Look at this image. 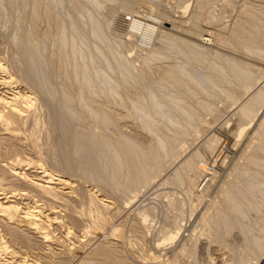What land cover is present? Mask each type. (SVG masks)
Listing matches in <instances>:
<instances>
[{"label": "rangeland", "instance_id": "374dc122", "mask_svg": "<svg viewBox=\"0 0 264 264\" xmlns=\"http://www.w3.org/2000/svg\"><path fill=\"white\" fill-rule=\"evenodd\" d=\"M19 1L20 0H3V1L0 0V3H1L0 4V6H1L0 7V62L2 63V66L6 70V71L1 70V72H0V95L2 97L4 96L3 98H5L6 96L11 97V96L16 95V94H17V96H19L21 94V96H19V97H23L22 95H24L25 97H28L31 100L32 105H30V108H27L28 112H27V110L23 111L24 112L23 115L28 116V118H27V116H25V118H26L25 119V122H26L25 125L23 124V126H22L21 123H17V121H15V122L12 121L9 124L4 123L5 121L0 122V183H1L0 186H3L6 189L8 188L7 189L8 191L10 189L11 190L14 189L13 192H15V189L17 190V188H18L19 189L18 193H20V192H21L20 194H26L27 193V195H23V196L18 195V197L16 195V197L15 196L11 197L12 199H10V201L12 203H10V201L8 203L13 204V205H15L17 203L18 207L22 205L19 208H21L23 210L25 207L32 208V207H34V205L35 206L39 205L40 207H42L41 211L43 212V216L47 215L46 213L50 212V210L48 208L51 209V212L49 213L50 215L48 214L50 218L47 221H45L44 224L42 223L40 225V226L44 225L42 228L40 226H39L40 229H39V227L36 228L37 231L35 230V227L34 228L29 227V224H26V222L16 221V220L12 221V220L7 219L6 217L0 215V264H93V263L94 264H163V263L164 264H244V261H246L247 264L248 263L254 264L257 261V259L260 257V252H261L257 246L259 244H262V243L264 244V203H263L264 202V189L260 188V186L261 187L264 186V175H263L264 174V168H261L263 163H264V162H262V161H264V153H263L264 150L259 148L262 146L264 148V138L262 137V136H264V134H262L260 131H258L259 133L262 134V135L259 134L260 135L259 136L257 134L258 132L256 133V135H254L251 132L254 136L251 137L252 135L250 134V137H249L248 135H249L250 129H248L246 131L245 135L239 136L237 138L235 136V135H237V132H235V134H234L233 130H237L238 128H240L238 126L243 123V122L241 123V121L238 120L240 115H238V113H237V110H238L237 107H239L237 105H239V104L238 103H236V104L231 103V101L233 100L232 98H227V97H225V93L224 94H222L220 92L218 93L217 91H215L213 88H210V87L206 88V91L208 90V92H212V94L208 93V92H204V94H203L201 91L199 96H200L201 100H203V101L207 102V104H209L208 106L210 109L214 110V112H212V113H209L210 111L208 108H204V107L202 108V106H200L202 108L201 109L198 105L195 106V104H197V102L194 99V97L192 96V94L186 92L185 90L183 91L182 88H181V91L184 92L185 94H183L180 90H178L181 92L182 95L185 96L186 101L189 100L188 98H191V101L189 100L188 102H190L191 104L193 103L196 109L199 108L196 112L198 114H200L201 119H204V120L200 119L201 120L200 121L197 117V118H195V121H193L192 123L194 126L202 125L204 127V130L206 129L205 131L203 130L200 133V134H202L200 136H199V134L198 135L193 134V133H195L192 130L194 126L190 127L191 124H189V123H183L181 126H178L181 130L177 126L167 125V127H165V125L162 124V126H161L159 123V125H157L158 127L156 126L159 129V130H157V132H154V131L149 132V130L146 127V125H147L146 121L144 119L138 118V116H136V115L133 117V115L128 111H130V109H129V107H130L129 102L130 101L129 100H131V99L135 100V98H138V97H136V95L139 96V94H140L139 92L143 91V88L145 87V85L151 86L150 83H152V86H153L154 82H152V81L154 80L155 82H157V80H159V78L161 76L160 73H162V71H164L167 67H170L174 63H178V62H180V63L184 62V63L192 64V65L198 64L202 69H204L206 71H212L211 69L208 68V66L210 65L211 62H214L216 64H218L220 62L219 63L221 65L220 67H222L223 69H225V71L228 72V73H225L224 70L220 69V71H219L220 73L218 72L217 78H219V80H221L223 78V76L230 77L229 75H231V72L229 70L230 69L229 65L226 63V62H228L227 60L229 58L228 57V55H229L230 57L232 56L236 59V61H238V66H240V69L243 68L245 70L247 69L248 71L252 70V71H249L250 77H253V81L255 80L256 83L254 81V85L251 88V90H249V93L257 90L260 87H263L264 86L263 85L264 84V71H263L264 70V57L262 58V56L257 54V53H256L257 54L256 55L254 52L250 53V51H246L245 49H243L244 48V47H242L243 45H241V47L239 46V48H238L237 46L240 45L239 44L240 38H238L237 35L240 33L245 34L247 36L251 35L252 33L256 34L257 37H256V35H254L255 37H252L253 38L252 41L248 42V44L253 49L254 48L255 49L256 48L257 49L262 48L264 46V36L262 34V33H264V31H263L264 30V28H263L264 27V23H263L264 22V16H262V15H264V12H262L263 8H264V0H235L238 5L236 3H233L234 9L231 8L230 6L228 7L227 4L223 3V2H225V0L224 1H222V0H214V1L213 0H196V1H194V0H186V1H184V0L183 1L182 0L181 1L180 0L179 1H177V0H173V1H171V0H146V1L145 0H128L129 2L127 0H111V1L110 0H102L103 1L102 4L104 7L102 6L100 8L101 10H99V15L97 14L96 16L99 17V18L98 17L97 18L103 24V28L105 31L104 33L106 34V38L109 39V41H111V43L112 42L115 43L116 46L117 45L120 46L119 51L121 52V55L125 56L126 60H129L128 64L132 65V66L134 65L133 67H135L136 69L141 68V66L143 65V61H144L145 57L146 58L151 57L149 59V62H150L149 65L151 63L152 64L154 63V64H153V66H152V64L150 65V67H151V70L149 71L150 72V78H149L150 83L147 82L148 80H145V79H142L143 83L140 85L138 83H136V85H135L136 87L135 86H133V87L137 88L138 90L134 89V88H133V90H132V88L129 89L128 94L131 93L132 98H131V95H129V97L131 99H127V103L124 105L118 104V102L115 103V102H113V100H109L108 98H106V96H101V97L97 96L98 98H96V96H93L94 97L93 98L92 96L89 95L88 91H85V89L82 92L84 94V96H83L82 93L79 94V90H80L79 88L81 87L79 84H76L73 82H72L73 84H71L70 81H69V83L67 82V80L65 79V77L63 75L64 73L62 72V69H61L62 67L59 64V60L57 58L58 56H57L56 49L53 47L55 54L53 53L54 55H52L50 53V51H48L49 47H50V46H48L47 50H46L47 52L45 51V53L47 54V56H46L47 58H46V62H45L46 64L43 63V66H42V64L40 62V64H41L40 66H42V69H43V67L44 68L46 67L45 68L46 70L43 69V71H45V75L46 74L48 75V76L47 75L46 76L48 77L49 82H51L50 84L52 86V89H53V87H55L57 89L58 93H59V91H64V93L69 95L68 96L70 98L69 101L71 102V103L69 102V107L71 109L69 108L70 110L68 109V111H63V107H62L63 103H60V102H62V100H61L62 98L60 99V97L62 96L61 92L59 94L57 93L56 97L51 99L47 95V94H50V91H49V93H46V91L44 93V90H42L43 92H41V91L37 90V87H34L36 85H33L34 83L32 84L33 80L31 82L32 76L31 77L29 76V75H31L29 73V69H32V66H30V68H29L28 65H24L23 54H22L23 49L18 51L19 49H17V46H16V42H18L17 40L18 39L20 40L21 37L24 36V33L26 32V30L27 31L30 30V32H32L35 36L37 35L36 36L37 38L40 36V40H41V38L42 39L44 38L45 34H49V36H50L51 33H53L55 31L54 29H56V26H58L60 23L59 24L56 23V21H55L56 17L55 18L52 17L53 18V20H52V18L49 19L50 17H46L44 15L41 16L42 19H41V17H39L35 21L31 20V22H30L31 6L19 5L18 4ZM168 1H169V3H168ZM174 1H175V3H174ZM238 1L240 2V5H239ZM241 1H243L246 5L247 4L250 5L249 8L253 11L257 10V12H258V9L262 10V11L260 10V12H258V13H256V11L252 12L253 14L256 13V16L259 15L257 17L258 18L260 17V19L262 20L261 21L262 23L261 22L258 23V20H257L258 18L255 15H253V17H252L251 16L252 14L250 15V12H249V15L246 12H239L238 11L236 13V11L239 9L238 6L240 7L244 4L242 2L243 4L241 5ZM127 2H128V4H127ZM183 2H185V4ZM249 2H250V4H249ZM172 3H173V5H176V6H174L175 10H172V8H173ZM252 4H253V6H252ZM165 5H166V7H165ZM207 5H209V6L207 7ZM210 5L213 7H210ZM224 6H227V7L224 8ZM254 6H256V7H254ZM166 8H168V9H166ZM185 8L186 9L188 8L189 10L188 9L186 10ZM198 8H199V10H198ZM216 8H218L217 10L221 11V14H220L221 19L211 21V19H209L210 18L209 12H210V10L213 11ZM236 8H238V9H236ZM179 9H181V10H179ZM203 9L205 10V13H204ZM235 9H236V11H235ZM5 10H6V13H5ZM17 10H18V12H17ZM177 10H179V11H177ZM207 13H208V15H207ZM201 15L203 17H201ZM254 16L257 19H255ZM144 17L146 18V21H145ZM204 18H206V19H204ZM46 19L49 20V22ZM131 19H139V21L144 20L143 23H145V25H147V23L150 22L149 25H151V27L156 26L155 27V31H156L155 35L151 38V41H149V45L141 44L138 42L139 39L135 35H137V32L140 33L141 31H139V29H137V32H136L135 29H131V27H129V25H131ZM148 19H149V21H147ZM200 19L204 20L202 23H204L206 20H208L207 22H209V24L206 25L207 26L206 28H205V25H203L200 22V21H202ZM225 19L226 20L229 19V20L226 21ZM246 19H248V20H246ZM260 19H259V21H260ZM209 20L211 21V23ZM224 20H225V22H224ZM105 21H107V22H105ZM152 21H155V23ZM249 21H250V23H248ZM215 22H217V23H215ZM227 22H230L231 24L227 23ZM253 22H254V24H253ZM55 24H57V25H55ZM232 24H233V27H235L234 34H231L230 32H228L229 27L232 26ZM50 25H52V26H50ZM145 25H143V27H145ZM200 25L201 26L203 25L204 29L201 28ZM25 26H26V28H25ZM48 26H50V27H48ZM255 26H256V28H255ZM31 27H33V28H31ZM198 28H200V29H198ZM210 29H211V31H210ZM250 30H251V32H250ZM46 31H47V33H46ZM193 31L195 33L196 32L197 33L195 34ZM134 32H136V33H134ZM212 32H213V34H212ZM220 33L226 37L229 36V38L232 39L231 42H233V45L231 42H229V43L225 42V43L221 44L218 41H216V38L218 37V35H220ZM133 34L136 38L133 36ZM162 34L163 35H170L171 37L174 36L176 38L175 39L176 41H178L179 38H180L179 40H183L185 38L186 40H184V41H187V42L192 41V44L194 43V44H196V46H198V45L203 46V44L206 45V47L210 46V51L212 49H213L212 51L217 50L215 52H218V53L221 52L223 57L225 54H227L224 57V60L226 62H223L222 60H218L215 57H212V54L214 53L213 52V53H210L211 55H208L207 62H203L202 64L196 63L195 60L193 59L194 57L192 56L193 53H186V54H183V56H182V55H178L175 50H171L172 48H170V50L169 49L167 50L165 47L164 40L162 41L159 38V35H160V37L163 36ZM155 36H156V39H155ZM177 36H179V37H177ZM200 37L204 38V39L209 37V41L205 42L204 40H200L201 39ZM16 38H18V39L16 40ZM130 38H131V40H130ZM40 40L38 38V41H40ZM159 42L161 45L159 44ZM162 43H164V44H162ZM226 44H227V46H226ZM162 45H164V46H162ZM129 46H130V48H129ZM155 46H156V50H155ZM214 46L216 49L213 48ZM157 48L159 50H157ZM203 48H204V46H203ZM151 49L153 50L154 54L151 52ZM199 50L200 51L202 50V52H203V49H199ZM159 51L161 54L163 53L164 56H159L160 54L159 55L156 54V52L158 53ZM204 51H206V49H204ZM144 52H146V53H144ZM223 52H225V53H223ZM149 54H150V56H149ZM152 54L154 55V57H153L154 59L151 56ZM51 55L54 58H52ZM155 55H158L160 58L157 56H156V58H159L160 60L156 59ZM187 57H189V58H187ZM48 59H50V60H48ZM142 59H143V61H142ZM159 65L164 70H162V68ZM58 66H59V68H58ZM158 67H159V69H158ZM252 73H254V74H252ZM148 75H149V73H148ZM155 76H157L158 78ZM151 77H152V81H151ZM63 80H64V82H63ZM218 82H220V81H218ZM141 85L142 86L144 85V87H141ZM229 87L232 91H234L236 89L241 91V92L245 91L242 88L243 86L241 87V85L237 84V83H235V85L233 83V84L229 85ZM53 90H55V89H53ZM135 92H137L136 95H135ZM157 92H158V90H157ZM206 93H208L210 96H208V94L206 95ZM222 95H224V96H222ZM186 96H188V97H186ZM71 97L74 99H72ZM80 97H83V98H81L83 100H87L88 104L92 108H94V110H100L101 111V109H103L104 111H107L108 113L106 112V114H109L108 115L109 118L114 120L113 123H111L112 120L110 123H106V124L104 122L99 123L98 121H95V119L91 118L90 114L88 112V109L85 106H83L82 102L80 101L81 100ZM217 97H219V98H217ZM224 97L227 99H223ZM90 98L92 101L89 100ZM243 99H245V98H242V100ZM99 100H100V102H99ZM78 102H80V103H78ZM229 102H230V104H229ZM98 103L102 104V106L100 107V105ZM38 106L39 107L43 106V107L39 108ZM126 108H128V109H126ZM0 109H3L2 106ZM37 110H39V111H37ZM71 110L73 111L74 119H71V118H73V116L71 115V113H72ZM103 110H102V112H103ZM4 111H6V109H4ZM70 111H71V113H70ZM32 112H33V114H32ZM34 112L40 113V114L39 113L38 114L40 115L41 118L39 117L38 122L34 121ZM232 112H234V113L232 114ZM6 113L7 112H5L4 115L9 114V113H7V114ZM68 113H70V115H68ZM113 114H114V116H112ZM210 114H212V115H210ZM234 114H235V117L238 116V119H237V117L235 118L233 116ZM200 115H199V117H200ZM213 115H214V117H213ZM126 116H128V117H126ZM30 118L33 120V122ZM234 118L236 120H238V122L236 124L240 123L239 125H236L235 123H233V122H235ZM13 119L17 120V118H15V117ZM177 119H179V118H177ZM215 119H217V120H215ZM203 121H204V124H203ZM34 122L37 124H35ZM224 122H226V123L224 124ZM12 123H13V125H12ZM19 124H20V126H19ZM108 124H109V126H108ZM188 124H189V126H188ZM17 125L19 126V128ZM96 125L98 127H101V128L97 129L95 127ZM99 125H101V126H99ZM235 125L238 128H236ZM24 128L26 131L24 130ZM168 129H170V130L166 131ZM230 130L233 132H231ZM164 131H165V133H164ZM181 131H182V133H181ZM82 132H83V134H82ZM87 132H89V133L87 134ZM152 133H154V134H152ZM188 133L190 134L191 137L189 135H187ZM79 134H81V135H79ZM158 134L169 136L170 140L168 139L167 141H168V143L170 141L171 142L169 143L170 145H168V147L172 150V151L170 150L171 152L174 151L175 153H177L176 155H178V156H176V158H173L174 156L173 157L170 156V152L167 150L168 151V153H167L168 157L165 156L167 158H164V157L160 158V162H162L163 164L161 163V165L159 166V168H160V170H158L159 172L157 171V169L155 170L152 168H148L147 173H149L148 176L151 179L147 183L148 185L146 184L147 186L146 185L144 186V182H143L142 178L140 179V177H139L138 179H136V176H138V175L132 174V173H134V171L129 169L131 172L130 171L127 172L126 166L123 167L124 168L123 172L122 171L120 172V170L115 171L114 168L111 167V164H110L111 154H110V151L108 150L109 149L108 145H106V144H109V146H111V144H112L111 142H113L112 146L114 145L115 147L119 148L120 140H122L123 138H125V139L127 138V140L129 139L130 141L136 142V144H138L139 147H141L144 150L146 149L145 151L147 152V151H149V149H152V147L153 148L156 147V145L158 143L157 142L158 141L157 140ZM84 135H85V138H87L88 140L90 138L89 141L91 143L85 142L82 144L80 139H83ZM121 135H123V137ZM214 135H215V137H217V136L219 137V138L217 137L219 139V142H217V148L214 149L212 147L214 150L210 151L212 153L211 154V153H209V150H208L210 148H208L206 146L205 139L207 140L209 137L214 136ZM77 136H78V138H77ZM87 136H89V137H87ZM195 136H198V137L195 138ZM120 137H121V139H120ZM193 138L195 139L194 141H193ZM177 139L179 141H182V140L184 141L185 139H188L187 141L185 140L186 144H184V146L182 148L178 149L179 151L176 150L177 145L174 146L175 142L178 141ZM236 139H238L239 141ZM248 140H250V142H252V144L249 142V144L251 146L248 145V143H247ZM190 141H193V142H190ZM203 141H205V143ZM187 142H189V143H187ZM114 143H116L117 145ZM176 144H178V142ZM232 144H233V146H232ZM171 145H172V147H171ZM106 146H107V149L105 148ZM243 147H245V148H243ZM101 148L103 149L104 153L101 154L100 161L99 162L97 161L96 170L94 169L95 171L93 172L92 171L93 167H92V169L90 171L91 167H89L88 159H92L95 152ZM197 148H198V151L199 150L201 151L202 156H204L205 159L208 161V166L210 168H212V166H213L215 168L216 172H218L217 175L218 174L219 175L217 176V180H216V178L209 180V182H207L208 186L206 185L207 186L206 187V186H203L205 184V183L203 184L204 180H203V182L201 180V178H203L204 176L202 177V175H200L199 177H197V172L194 169H193L194 172H193V170H191V171L188 170L189 175H191L193 177L196 175L198 183L200 180L202 182L200 186H197L198 185V183H197V185H195L196 188L191 187L193 189L192 190L193 191L192 193L194 194L193 195L192 193H190L191 189L187 185L188 183L185 180H183L184 182H180V181H182L180 179L178 180L180 174L177 177L178 172H176V171L179 168L180 171H179V169H178V171L182 172L181 166L184 165L183 163L187 160V158L190 159L188 156L191 157L192 152L194 154V151ZM175 150L178 152H176ZM243 150H244V152H243ZM181 151H183V152H181ZM195 152H197V151H195ZM248 152H249V154H248ZM238 153L240 154L239 156L237 155ZM242 154H243V156L240 157ZM5 155H6V158H5ZM244 155H245V157H244ZM237 156L240 160L236 158ZM18 157L23 159V161L25 160L24 162H26V163H27V161H28V163L38 162L39 165L37 164V166H41V164H42V166H44V168L45 167L47 168L46 169L47 171L49 170L48 172L53 171V173L52 172L51 173L54 174L53 177H55V178H58V176H59L60 178H64L68 181L71 180V182H69L71 184H69V185H73L74 188L72 187L73 190L69 188V191H72V192L65 193L64 191H66V189L63 190V189L56 187V189H55L56 191L60 192V190H62L65 194H67V195H64L63 193L60 192V195L61 196L63 195V197L60 198L59 196H56V197H54V196L51 197V195H48L49 197L46 195L44 196V194H42L40 192V190L33 189L29 183V180H31L30 177L32 179H33V177H35L33 180H35L36 178L39 179L38 175H40V173H38V171L41 169L40 168L39 169L38 168L27 169L28 167H30V165L27 166V165L23 164L24 166H22V168H21L22 172L25 171L28 174V175H26V178L22 177V178L15 181L14 178L16 179L17 177L11 176L9 174V172H7V171L10 170L9 167H10V164L12 166L13 160L15 158H18ZM246 157H248L249 159ZM251 157H253L254 162H252L253 160H251L252 159ZM256 158L260 159L262 161L257 160ZM127 159H128V157H127ZM127 159H126V163L127 162L129 163L130 160L129 159L127 160ZM234 159H236L238 162ZM247 159L250 162L247 161ZM169 160L171 161V163L169 162ZM173 160H174V162H173ZM165 161H167L169 163H165ZM31 167H33V165ZM23 168H24V170H23ZM245 168H246L247 173L245 171ZM35 169H37V170H35ZM228 169L230 171H228ZM262 169H263V171H262ZM111 170H113L112 176H111V173H112ZM31 171H33V172H31ZM154 171H155V173H154ZM126 172L128 173V177H125V176H127V174H125ZM156 172H157V174H156ZM173 172L176 173V174H174V177L176 176V178L173 177ZM225 172H227V173L229 172L228 174L230 176L226 175ZM185 173H183V175ZM259 173H261V174H259ZM36 174H37V176H36ZM251 174L252 175L254 174L256 177L255 176L253 177ZM257 174H259V175H257ZM89 175H91V176H89ZM9 176H11V177H9ZM153 176H154V178H153ZM234 176H235V178H234ZM248 176H251V177H248ZM226 177H227V179H226ZM131 178H132V180H131ZM168 178H170L169 181H168ZM223 178H225L226 180L229 179L230 180L229 183H228V181H226ZM254 178H256V179H254ZM23 179H27V180H23ZM222 179H223V183H224V181H226L228 184L226 182L225 183L229 187L225 183L224 184L226 186L220 185V182H222L221 181ZM12 180H13V182H11ZM135 180H137V181L135 182ZM243 180L244 181L246 180L245 184H244ZM231 181H234V182H231ZM247 181L249 182V184H247ZM178 182H180V183H178ZM238 182L242 183L243 186H242V184L239 185ZM250 182H251V186H250ZM128 183L130 186L128 185ZM181 183L184 184L183 187H182ZM218 184H219V186H218ZM232 185L234 186V188ZM235 185L238 187H235ZM246 185H248L250 187V189L254 188L257 185L256 188H254V190L256 191L258 189V191H256V192L253 191V193L255 192L254 194L259 192V190L261 189L260 191H262V193L259 192V193H257V195H254L253 193L250 194V196L252 197L251 198L252 202H253V200H256L255 199L256 197L258 198V196H259L258 199H261V200H258V199L256 200V202H259V204L256 202L255 203L257 205L261 204L260 205L261 208L259 211L255 210V209L247 210L244 213H242L238 216L237 215L235 216V215H233L234 212L230 213V207L227 208V202H228L229 196L232 193H234V195L235 194L237 195L238 190L236 191L235 189H239V188L242 189L243 187L245 189V187H247ZM253 185H255V186H253ZM214 186H215V188H214ZM219 187H223V188L220 189ZM249 187H247V188H249ZM57 188H58V190H57ZM135 188H137V189H135ZM207 188H208V190H207ZM225 188H229L230 193L233 190L235 192L233 191L231 194L228 195L227 194L228 192H226V190L228 191L229 189L225 190ZM27 189L28 190L33 189L34 191L32 190L30 192ZM203 189H205L206 191ZM74 190H75V192H74ZM203 191H204V193L205 192L206 193H205L204 197L201 199L202 201L203 200L204 201L201 202V200L198 201V198L195 197L196 196L195 194L198 193V196H199V194L203 193ZM251 191H252V189H251ZM90 194H93V196L94 195L97 196V198L95 196H94L95 198L93 196L92 197H93V200L97 199V200L101 201V203L98 201L99 205L102 203H105V202H106V204L108 202L109 205L111 203L110 206H108V204H107L108 208L104 204L101 205L102 207L106 208L104 215H103V216H105V215L106 216L104 218H102L104 221L101 219V217H102L101 215L96 216L95 213L90 212L91 211L90 208H86V207H90V201H92V198H89ZM131 194H132V197L134 199L129 197V196H131ZM133 194L135 197L133 196ZM156 194H157V196H156ZM192 195H193V198H192ZM207 195H208V197H207ZM238 196H239V193L237 195V198H239ZM82 197H84V198H82ZM13 198H15V199H13ZM38 198H41V199H38ZM88 198H89V200L91 199L89 202L87 200ZM101 198L104 202H102ZM171 198H173V199H171ZM220 198L222 200H220ZM36 201L38 202V204ZM123 201H124V204H123ZM175 201H177V202H175ZM261 201H262V203H260ZM14 202H15V204H14ZM125 203H126V205H125ZM169 203H171V204H169ZM176 203H178L181 208ZM166 205H167V207H166ZM39 206H37V207L39 208ZM206 206H208V207H206ZM219 207H220V209H219ZM205 208H207V209H205ZM80 209L81 210L83 209V210L81 211ZM86 209H88V210H86ZM89 209H90V211H89ZM177 209H179V210H177ZM227 209H229V210H227ZM150 210H152L153 212ZM183 212H185V213H183ZM219 212H220V214L218 216ZM88 213H90L89 216H88ZM140 213L141 214L143 213V215L141 216ZM204 213H206V214H204ZM228 213H229V215H228ZM223 214L224 215L227 214V216H223ZM203 215L204 216L207 215L210 217V218L208 217V221L205 222V220L203 219V217H204ZM220 215H221V217H220ZM228 216H230L233 220H231V218H230V220H231L230 221L228 219L229 218ZM217 217L218 218L220 217V220ZM3 218H5V219H3ZM87 218H89V219H87ZM96 219L98 222H96ZM92 220H94V221H92ZM211 220L212 221L215 220L214 224ZM222 220H224L229 225V227H230V225H232V227H230L231 229H229L228 231H225L227 228V227L225 228V225L227 226V224L224 225V222H222ZM228 220L231 223L233 221V223L231 224ZM14 221H16V222H14ZM217 221H220V223ZM59 222H60V224H59ZM239 223H240V225H239ZM45 224H47V225H45ZM233 224H235V225H233ZM88 225H90V227ZM87 226L89 228H86ZM211 226H213V227H211ZM44 227H47V228H44ZM83 228H86V229H83ZM41 229L44 230V232ZM67 230H69V231H67ZM41 231L44 234H46V236L48 235L49 238L47 237V239H46L45 235H43V233H41ZM45 231H47V233ZM48 231L50 234L48 233ZM84 231H85V233H84ZM192 231H193V233H192ZM200 232H201V234H200ZM202 232H204V233L202 234ZM130 238H132L133 240L132 239L130 240ZM256 238H258L259 240ZM256 240H257V242L254 245H257V246H254V248L255 247L256 248L255 249L253 248L251 250V248L253 246V242ZM136 241H139V242H136ZM195 241H197V242H195ZM250 246H251V248H250ZM138 247H139V249H138ZM1 248H2V250H1ZM250 250L252 252H249ZM166 252H167V254H166ZM190 252H192V253H190ZM242 257L244 258V260ZM182 260H184V261L182 262ZM257 263L258 264H264L263 257L260 258V260Z\"/></svg>", "mask_w": 264, "mask_h": 264}, {"label": "bare ground", "instance_id": "6f19581e", "mask_svg": "<svg viewBox=\"0 0 264 264\" xmlns=\"http://www.w3.org/2000/svg\"><path fill=\"white\" fill-rule=\"evenodd\" d=\"M3 1V0H2ZM111 1V0H110ZM128 1V0H127ZM146 1V0H145ZM171 1H173V0H171ZM177 1H179V0H177ZM181 1V0H180ZM183 1V0H182ZM184 1H186V0H184ZM194 1H196V0H194ZM214 1V0H213ZM212 1V2H213ZM222 1H224V0H222ZM9 2V1H8ZM16 2V1H15ZM102 0H20L19 2H18V4L19 5H22V6H31V10H30V15H31V19H30V22H31V20L32 21H35L36 19H38L39 17H41L42 15H44V16H46V17H50L49 19H51L52 17H56V23H60L58 26H56V29H54L55 31L53 32V33H51V35L49 36V34H45L44 35V40L41 38V40H40V36L38 37L39 38V40L40 41H38V38L32 33V32H30V30L29 31H27L26 30V32L24 33V36L23 37H21V39L19 40L18 38H16V40L18 41V42H16V46H17V49H19L18 51H20L21 49H23V63H24V65H28V67L30 68V66H32V69H29V73L31 74V75H29L30 77H31V82H32V80H33V82H32V84L33 85H36V86H34V87H37V90H39V91H41V92H43L42 90H44V93H45V91H46V93H49V91H50V94H47L51 99H53L54 97H56V95H57V93H58V91H57V89L55 88V87H53V89H55V90H53L52 89V86H51V82H49V80H48V75L46 76L45 75V71H43V69H45L44 67H43V69H42V66H43V63H45L46 62V56H47V54L45 53V51L47 50V47L48 46H50L49 47V50L48 51H50V53L52 54V55H54L55 53H54V49H53V47L56 49V52H57V58H58V60H59V64L61 65V69H62V72L64 73L63 75H64V77H65V79L67 80V82L69 83V81H70V83L71 84H73V83H76V84H79L81 87L79 88L80 90H79V94L80 93H82L83 92V90L85 89V91H88V93H89V95L90 96H96V98H98L97 96H99V97H101V96H106V98H108L109 100H113V102H115V103H117L118 102V104H126L127 103V99H131L132 98V95H131V93H129L128 94V92H129V89H131L132 88V90H133V86H135L136 85V83H138L139 85L140 84H142L143 83V80L142 79H145V80H148L147 82H149L150 83V81H149V78H150V70H151V67H150V65L152 64H150L149 65V59L151 58H146L145 57V59H144V61H143V59H142V61H143V65L141 66V68H135V67H133L132 65H129L128 64V61L129 60H126V58H125V56H123V55H121V52L119 51V45H115V43H111V41H109V39H107L106 38V34L104 33L105 31H104V28H103V24L100 22V20L98 19L99 17L98 16H96L97 14L99 15V10H101L100 8L103 6V4H102ZM126 2V1H125ZM129 2V1H128ZM128 2H127V4H128ZM153 2V1H152ZM211 2V3H212ZM217 2V1H216ZM221 2V1H220ZM239 2V1H238ZM243 1H241V5L244 3H242ZM247 2V1H246ZM156 3V2H155ZM166 3V2H165ZM168 3H169V1H168ZM174 3H175V1H174ZM180 3V2H179ZM184 4H185V2H183ZM193 3V2H192ZM203 3V2H202ZM223 3H225V4H227L228 5V7L230 6L231 8H233L234 7V4L233 3H236V1L235 0H225V2H223ZM252 3V2H251ZM257 3V2H256ZM255 3V4H256ZM1 4V3H0ZM16 4V3H15ZM171 4V3H170ZM196 4V3H195ZM237 4V3H236ZM249 4H250V2H249ZM3 5V4H2ZM172 5H173V3H172ZM171 5V6H172ZM183 5V4H182ZM187 5V4H186ZM212 5V4H211ZM210 5V7H213V6H211ZM219 5V4H218ZM224 5V4H223ZM233 5V6H232ZM238 5V4H237ZM239 5H240V2H239ZM248 5V4H247ZM245 3L242 5V6H238V8H236V9H238L237 11H236V9H235V11H236V13L239 11V12H246L248 15H249V12H250V15L253 17V15H255L256 16V13H258V12H260V10L258 9V12H257V10H254V11H256V13L255 14H253L252 12H254L253 10H251L249 7H250V5H248L247 6ZM262 5V4H261ZM168 6V5H167ZM170 6V7H171ZM174 6H176V5H173V8H172V10H175L174 9ZM180 6V5H179ZM194 6V5H193ZM209 5H207V7H208ZM236 6V5H235ZM252 6H253V4H252ZM1 7V6H0ZM4 7V6H3ZM104 7V6H103ZM165 7H166V5H165ZM189 7V6H188ZM203 7V6H202ZM217 7V6H216ZM225 7H227V6H224V8ZM254 7H256V6H254ZM260 7V6H259ZM5 8V7H4ZM149 8V7H148ZM176 8V7H175ZM222 8V7H221ZM127 9V8H126ZM166 9H168V8H166ZM182 9V8H181ZM181 9H179V10H181ZM186 9V8H185ZM188 9V8H187ZM186 9V10H187ZM210 9V8H209ZM218 8H216L215 10H210V18L209 19H211V21H215V20H220L221 19V11L220 10H217ZM220 9V8H219ZM230 9V8H229ZM234 9V8H233ZM255 9V8H254ZM26 10V9H25ZM179 10H177V11H179ZM185 10V11H186ZM189 10V9H188ZM198 10H199V8H198ZM204 10V9H203ZM224 10V9H223ZM155 11V10H154ZM164 11V10H163ZM176 11V12H177ZM207 11V10H206ZM229 11V10H228ZM234 11V12H235ZM262 11V10H261ZM17 12H18V10H17ZM64 12V13H63ZM112 12V11H111ZM175 12V11H174ZM181 12V11H180ZM202 12V11H201ZM262 12H264V8H263V11ZM5 13H6V10H5ZM63 13V14H62ZM186 13V12H185ZM204 13H205V10H204ZM203 13V14H204ZM62 14V15H61ZM65 14V15H64ZM150 14V13H149ZM148 14V15H149ZM167 14V13H166ZM176 14V13H175ZM174 14V15H175ZM183 14V13H182ZM260 14V13H259ZM263 14V13H262ZM144 15V14H143ZM173 15V14H172ZM207 15H208V13H207ZM246 15V14H245ZM6 16V15H5ZM101 16V15H100ZM176 16V15H175ZM183 16V15H182ZM191 16V15H190ZM199 16V15H198ZM254 16V17H255ZM257 16H259V15H257ZM256 16V17H257ZM261 16V15H260ZM262 16H264V15H262ZM98 17V18H97ZM142 17V16H141ZM146 17V16H145ZM144 17V19H145V21H146V18ZM148 17V16H147ZM151 17V16H150ZM184 17V16H183ZM201 17H203L202 15H201ZM255 17V19H257ZM19 18V17H18ZM163 18V17H162ZM174 18V17H173ZM200 18V17H199ZM207 18V17H206ZM206 18H204V19H206ZM41 19H42V17H41ZM104 19V18H103ZM110 19V18H109ZM151 19V18H150ZM194 19V18H193ZM241 19V18H240ZM259 19H260V17L257 19L258 20V23H260L262 20L260 19V21H259ZM10 20V19H9ZM47 20V19H46ZM52 20H53V18H52ZM51 20V21H52ZM105 20V19H104ZM111 20V19H110ZM156 20V19H155ZM200 20H202V21H200L201 23L204 21L203 19H200ZM226 20V19H225ZM225 20H224V22H225ZM227 20H229V19H227ZM226 20V21H227ZM246 20H248V19H246ZM24 21V20H23ZM48 22H49V20H47ZM144 21V20H143ZM143 21L141 20V21H139V19H131V25H129V27H131V29H135V31L137 32V29H139V31H141L140 33L139 32H137V35H135V36H137L138 37V39H139V43H141V44H145V45H149V41H151V38L155 35V27H151V25H149L150 24V22L149 23H147V25H145V23H143ZM147 21H149V19L147 20ZM159 21V20H158ZM163 21V20H162ZM208 20H206L204 23H202L203 25H205V28L207 27L206 25H208L209 24V22H207ZM210 21V20H209ZM211 21H210V23H211ZM245 21V20H244ZM105 22H107V21H105ZM152 22H154L155 23V21H152ZM235 22V21H234ZM246 22V21H245ZM23 23V22H22ZM33 23V22H32ZM36 23V22H35ZM182 23V22H181ZM215 23H217V22H215ZM227 23H230V22H227ZM236 23V22H235ZM248 23H250V21L248 22ZM247 23V24H248ZM262 23V22H261ZM264 23V22H263ZM18 24V23H17ZM34 24V23H33ZM37 24V23H36ZM213 24V23H212ZM231 24V23H230ZM253 24H254V22H253ZM49 25V24H48ZM55 25H57V24H55ZM143 25H145V27H143ZM198 25V24H197ZM203 25L201 26V28H203ZM216 25V24H215ZM219 25V24H218ZM222 25V24H221ZM249 25V24H248ZM252 25V24H251ZM14 26V25H13ZM27 26V25H26ZM26 26H25V28H26ZM50 26H52V25H50ZM50 26H48V27H50ZM182 26V25H181ZM199 26V27H200ZM220 26V25H219ZM228 26V25H227ZM236 26V25H235ZM241 26V25H240ZM257 26V25H256ZM256 26H255V28H256ZM16 27V26H15ZM30 27V26H29ZM31 28H33V27H31ZM38 28V27H37ZM124 28V27H123ZM222 28V27H221ZM262 28V27H261ZM264 28V27H263ZM49 29V28H48ZM108 29V28H107ZM198 29H200V28H198ZM204 29V28H203ZM212 29V28H211ZM211 29H210V31H211ZM227 29V28H226ZM242 29V28H241ZM254 29V28H253ZM46 30V29H45ZM157 30V29H156ZM213 30V29H212ZM244 30V29H243ZM263 30V29H262ZM37 31V30H36ZM228 31V30H227ZM264 31V30H263ZM262 31V32H263ZM113 32V31H112ZM136 32H134V33H136ZM190 32V31H189ZM194 32V31H193ZM192 32V33H193ZM228 32H230L231 34H234V32H235V27H233V24H232V26H230L229 27V31ZM248 32V31H247ZM250 32H251V30H250ZM260 32V31H259ZM35 33V32H34ZM46 33H47V31H46ZM188 33V32H187ZM195 33V32H194ZM197 33V32H196ZM195 33V34H196ZM212 34H213V32H212ZM263 34V36H264V33H262ZM18 35V34H17ZM23 35V34H22ZM128 35V34H127ZM131 35V34H130ZM163 35V34H162ZM173 35V34H172ZM254 35H256V34H251V35H245V34H242V33H240V34H238L237 36H238V38H240V42H239V44L240 45H238L237 47L239 48V46L241 47V45H243L242 47H244L243 49H245L246 51H250V53L251 52H254L255 54L257 53V54H259V55H261L262 56V58L264 57V46L262 47V48H252L249 44H248V42H251L252 41V37H255ZM133 36H134V34H133ZM134 36V37H135ZM112 37V36H111ZM177 37H179V36H177ZM256 37H257V35H256ZM132 38V37H131ZM131 38H130V40H131ZM136 38V37H135ZM159 38H160V40H164V43H165V47H166V49L168 50H170V48H172L171 50H175L176 51V53L178 54V55H182L183 56V54H186V53H193V59L195 60V62L196 63H200V64H202L203 62H207V57H208V55H211L210 53H213L212 54V57H215L216 59H218V60H222L223 62H226L225 60H224V57H225V55H227V54H225L224 55V57H223V55H222V53L220 52V53H218V52H215V51H217V50H215V51H210V46H207L206 47V45H204L203 44V46H204V48H203V46L202 45H198V46H196V44H192V41L191 42H187V41H184V40H186L185 38L183 39V40H179L178 38V41H176L175 39V37L173 36V37H171L170 35H163V36H161L160 37V35H159ZM158 38V39H159ZM183 38V37H182ZM201 38V37H200ZM154 39V38H153ZM155 39H156V36H155ZM157 39V40H158ZM200 40H204L205 42L207 41H209V37H207V38H201ZM231 40L232 39H230L229 38V36H224L223 34H221L220 33V35H218V37L216 38V41H218L219 43H225V42H231ZM48 41V42H47ZM122 41V40H121ZM161 41V42H162ZM189 41V40H188ZM116 42V41H115ZM133 42V41H132ZM154 42V41H153ZM204 42V43H205ZM138 43V44H139ZM152 43V42H151ZM164 43H162V44H164ZM183 43V44H182ZM232 43V45H233V42H231ZM255 43V42H254ZM253 43V44H254ZM123 44V43H122ZM121 44V45H122ZM159 44H160V42H159ZM136 45V44H135ZM161 45V44H160ZM159 45V46H160ZM213 45V44H212ZM211 45V46H212ZM139 46V45H138ZM141 46V45H140ZM152 46V45H151ZM162 46H164V45H162ZM226 46H227V44H226ZM235 46V45H234ZM197 47V48H196ZM206 47V48H205ZM129 48H130V46H129ZM152 48V47H151ZM164 48V47H163ZM213 48H215V46L213 47ZM235 48V47H234ZM165 49V48H164ZM199 49H203V52H202V50L200 51ZM204 49H206V51H204ZM216 49V48H215ZM127 50V49H126ZM132 50V49H131ZM150 50V49H149ZM155 50H156V46H155ZM157 50H159L158 48H157ZM130 51V50H129ZM136 51V50H135ZM185 51V52H184ZM219 51V50H218ZM22 52V51H21ZM47 52V51H46ZM149 52V51H148ZM151 52L153 53V50L151 49ZM150 52V53H151ZM45 53V54H44ZM54 53V54H53ZM127 53V52H126ZM129 53V52H128ZM144 53H146V52H144ZM175 53V54H176ZM223 53H225V52H223ZM248 53V52H247ZM154 54V53H153ZM151 55L152 56V58L154 57V55ZM156 54H160L159 56H164L163 55V53L161 54L160 53V51L157 53L156 52ZM174 54V55H175ZM249 54V53H248ZM256 54V55H257ZM19 55V54H18ZM51 55V56H52ZM158 55H155V58H156V56L157 57H159ZM253 55V54H252ZM120 56V57H119ZM140 56V55H139ZM138 56V57H139ZM149 56H150V54H149ZM185 56V55H184ZM144 57V56H143ZM227 57V56H226ZM228 62H226L228 65H229V70H230V72H231V75H229L230 77H227V76H223V78L221 79V80H219V78H217V74H218V72L220 71V69H222V70H224V72L225 73H228L227 71H225V69H223L222 67H220L221 65L218 63V64H216V63H214V62H211L210 63V65L208 66V68L209 69H211L212 71H206V70H204V69H202L198 64H187V63H184V62H178V63H174L173 65H171L170 67H167L165 70L162 68V70H164V71H162V73H160L161 74V76H160V78H159V80H157V82H155L154 80L152 81V77H151V81L152 82H154V84H153V86H152V83H150L151 84V86H148V85H145V87H144V85L142 86L141 85V87H144L143 88V91H141V92H139L140 94H139V96L138 95H136V93L137 92H135V95H136V97H138V98H135V100H129L130 102V107H129V109H130V111H128V112H130L132 115H133V117L136 115V116H138V118H140V119H144L145 121H146V127H147V129L149 130V132L151 131V132H157V130H159L157 127V125H159V123H160V125L162 126V124L163 125H165V127H167V125H171V126H181L183 123H189V124H191V126L190 127H192V126H194L193 125V121H195V118H197L198 117V119L200 120L201 119V115L200 114H198L196 111L199 109H196L195 108V106L196 105H198L199 107L200 106H202V108L204 107V108H208L209 109V113H212V112H214V110H212V109H210L209 108V104H207V102H205V101H203V100H201V98H200V93H201V91H202V93L204 94V92H208V90L206 91V88H208V87H210V88H213L215 91H217L218 93L220 92V93H222V94H224L225 93V97H227V98H232L231 100V103H234V104H236V103H238L239 105H237V106H239V107H237L238 108V110H237V113H238V115H240V117H239V119H238V116H236L237 117V119L238 120H240L241 121V123L242 124H240V123H238V124H236L237 122H238V120H236L235 118V114L233 115L235 118V122H233V123H235L236 125H239L238 127H240V128H238L236 125V128H238L237 130H233L234 131V134H235V132H237V135H235L237 138L239 137V136H243V135H245V133H246V131L248 130V129H250L249 131V137H250V134L252 135L251 137H253L254 135H256V133L258 132V131H260L262 134H264V86L263 87H260V88H258L257 90H255V91H253V92H250L249 93V90H251V88L253 87V85H254V81H253V77H250V73H249V71H252V70H245V69H243V68H241L240 69V66H238V61H236V59L234 58V57H230L229 55H228ZM255 57V56H254ZM52 58H54L53 56H52ZM160 58V57H159ZM159 58H156V59H158V60H160ZM169 58V57H168ZM176 58V57H175ZM187 58H189V57H187ZM214 58V59H215ZM51 59V58H50ZM50 59H48V60H50ZM154 59V58H153ZM163 59V58H162ZM166 59V58H165ZM177 59V58H176ZM227 59V58H226ZM152 60V59H151ZM231 60V61H230ZM242 60V59H241ZM243 61V60H242ZM40 62H41V64H42V66H40L41 64H40ZM55 62V61H54ZM53 62V63H54ZM58 62V61H57ZM153 62V61H152ZM160 62V61H159ZM52 63V64H53ZM46 64V63H45ZM154 64V63H153ZM153 64H152V66H153ZM170 64V63H169ZM172 64V63H171ZM242 64V63H241ZM50 65V64H49ZM167 65V64H166ZM223 65V64H222ZM246 65V64H245ZM48 66V65H47ZM143 67V68H142ZM242 67V66H241ZM258 67V66H257ZM58 68H59V66H58ZM262 68V67H261ZM60 69V70H61ZM155 69V68H154ZM158 69H159V67H158ZM227 69V68H226ZM1 70H5L4 69V67L2 66V63L0 62V72H1ZM31 70V71H30ZM46 70V69H45ZM146 70V71H145ZM221 70V71H222ZM260 70V69H259ZM6 71V70H5ZM59 71V70H58ZM148 71V72H147ZM262 71V70H261ZM260 71V72H261ZM264 71V70H263ZM229 72V73H230ZM55 73V72H54ZM148 73H149V75H148ZM220 73V72H219ZM262 73V72H261ZM252 74H254V73H252ZM259 74V73H258ZM256 75V74H255ZM154 76V75H153ZM222 76V75H221ZM59 77V76H58ZM155 77H157V76H155ZM260 77V76H259ZM154 78V77H153ZM158 78V77H157ZM256 78V77H255ZM30 80V79H29ZM156 80V79H155ZM220 81V82H218V81ZM12 82V81H11ZM10 82V83H11ZM63 82H64V80H63ZM73 82V83H72ZM61 83V82H60ZM234 83V85H235V83H237V84H240L241 85V87L245 90V91H243V92H241V91H239V90H234V91H232L231 89H230V87H229V85H231V84H233ZM255 83H256V81H255ZM53 84V83H52ZM149 84V85H150ZM9 85V84H8ZM61 85V84H60ZM264 85V84H263ZM62 86V85H61ZM69 86V85H68ZM78 86V85H77ZM173 88H171V87ZM257 86V85H256ZM262 86V85H261ZM136 87V86H135ZM258 87V86H257ZM31 88V87H30ZM171 88V89H170ZM177 88V89H176ZM181 88L183 89V91L185 90L186 92H188V93H190V94H192V96L194 97V99L196 100V102H197V104H195V106H194V104L192 103H190V102H188L189 100L191 101V98H188L189 100L188 101H186L185 100V96L184 95H182L181 94ZM241 88V89H242ZM134 89H137V88H134ZM71 90V89H70ZM138 90V89H137ZM157 90H158V92H157ZM178 90H180V91H178ZM74 91V90H73ZM62 93V96L60 97V99L62 100V102H60V103H63L62 104V107H63V111H68V109L70 108L69 107V95H67L66 93H64V91H59V93ZM131 92V91H130ZM58 93V94H59ZM85 93V92H84ZM183 94H185L184 92H182ZM208 93H211L212 94V92H208ZM208 93H206V95L208 94ZM216 93V92H215ZM14 94V93H13ZM12 94V95H13ZM83 94V93H82ZM81 94V95H82ZM187 94V93H186ZM3 95V94H2ZM129 95H131V98L129 97ZM215 95V94H214ZM213 95V96H214ZM218 95V94H217ZM1 96V95H0ZM19 96H21V94L19 95ZM19 96H17V94L16 95H13V96H11V97H5V98H3L2 96V98L0 97V108H1V106H2V108L3 109H0V122H4V123H11L12 121L13 122H15V121H17V123H21V125L23 126V124L25 125V116H27V115H23V111H25V110H27V112H28V109L27 108H30V105H32V102H31V100L28 98V97H25L24 95H22L23 97H19ZM27 96V95H26ZM29 96V95H28ZM83 96H84V94H83ZM208 96H210L209 94H208ZM222 96H224V95H222ZM77 97V96H76ZM134 97V96H133ZM186 97H188V96H186ZM223 98V99H227V98ZM31 98V97H30ZM34 98V97H33ZM58 98V97H57ZM72 98V97H71ZM81 98H83V97H80V99ZM94 98V97H93ZM217 98H219V97H217ZM242 98H245V99H243L242 100ZM72 99H74V98H72ZM87 99V98H86ZM134 99V98H133ZM89 100H91V98L89 99ZM97 100V99H96ZM81 102H82V104H83V106H85L87 109H88V112H89V114H90V117L91 118H93V119H95V121H98L99 123L100 122H104L105 124L106 123H110L111 122V120L112 119H110L109 118V114H106V112L107 111H104L103 109H101V111L100 110H94V108H92L89 104H88V102H87V100H83V99H81L80 100ZM92 101V100H91ZM241 101V102H240ZM86 102V103H85ZM99 102H100V100H99ZM195 102V103H196ZM240 102V103H239ZM71 103V102H70ZM78 103H80V102H78ZM225 103V102H224ZM95 104V103H94ZM99 104V103H98ZM229 104H230V102H229ZM68 105V106H67ZM100 105V107L102 106V104H99ZM117 105V104H116ZM128 105V104H127ZM233 105V104H232ZM120 106V105H119ZM212 106V105H211ZM216 106V105H215ZM35 107V106H34ZM39 107V106H38ZM43 107V106H42ZM42 107H39V108H42ZM107 107V106H106ZM127 107V106H126ZM38 108V109H39ZM108 108V107H107ZM201 108V107H200ZM201 108V109H202ZM4 109H6V111H4ZM67 109V110H66ZM71 109V108H70ZM69 109V110H70ZM105 109V108H104ZM126 109H128V108H126ZM207 109V110H208ZM30 110V109H29ZM42 110V109H41ZM102 110H103V112H102ZM107 110V109H106ZM109 110V109H108ZM37 111H39V110H37ZM72 111V110H71ZM71 111H70V113H71ZM5 112H7V113H9L8 115H4V113ZM31 112V111H30ZM110 112V111H109ZM112 112V111H111ZM6 113V114H7ZM39 112H34V121H36V122H38V120H39V117H40V113L38 114ZM42 113V112H41ZM64 113V112H63ZM70 113H68V115H70ZM108 113V112H107ZM122 113V112H121ZM219 113V112H218ZM234 112H232V114H233ZM30 114V113H29ZM32 114H33V112H32ZM38 114V115H37ZM215 114V113H214ZM43 115V114H42ZM65 115V114H64ZM63 115V116H64ZM71 115L73 116L74 114H73V111H72V113H71ZM128 115V114H127ZM199 115H200V117H199ZM210 115H212V114H210ZM46 116V115H45ZM112 116H114V114L112 115ZM120 116V115H119ZM129 116V115H128ZM128 116H126V117H128ZM221 116V115H220ZM17 118V120H14L13 118ZM33 117V116H32ZM65 117V116H64ZM212 117V116H211ZM210 117V118H211ZM213 117H214V115H213ZM27 118H28V116H27ZM41 118V117H40ZM47 118V117H46ZM71 118V117H70ZM115 118V117H114ZM124 118V117H123ZM177 118H179V119H177ZM203 118V117H202ZM230 118V117H229ZM31 119V118H30ZM48 119V118H47ZM71 119H74V116H73V118H71ZM206 119V118H205ZM231 119V118H230ZM233 119V120H234ZM28 120V119H27ZM32 120V119H31ZM91 120V119H90ZM139 120V119H138ZM201 120H204V119H201ZM200 120V121H201ZM215 120H217V119H215ZM43 121V120H42ZM113 121L114 120H112V122L111 123H113ZM208 121V120H207ZM228 121V120H227ZM239 121V122H240ZM32 122H33V120H32ZM80 122V121H79ZM93 122V121H92ZM210 122V121H209ZM213 122V121H212ZM35 123V122H34ZM202 123V122H201ZM226 122H224V124H225ZM228 123V122H227ZM35 124H37V123H35ZM40 124V123H39ZM77 124V123H76ZM75 124V125H76ZM93 124V123H92ZM96 124V123H95ZM98 124V123H97ZM103 124V123H102ZM142 124V123H141ZM189 124H188V126H189ZM203 124H204V121H203ZM229 124V123H228ZM6 125V124H5ZM12 125H13V123H12ZM196 125V124H195ZM232 125V124H231ZM10 126V125H9ZM18 126V125H17ZM19 126H20V124H19ZM19 126H18V128H19ZM37 126V125H36ZM39 126V125H38ZM43 126V125H42ZM99 126H101V125H99ZM108 126H109V124H108ZM157 126V127H156ZM97 129L98 128H101V127H98L97 125L95 126ZM189 127V128H190ZM206 127V126H205ZM228 127V126H227ZM17 128V127H16ZM169 128V127H168ZM179 128V127H178ZM177 128V129H178ZM184 128V127H183ZM22 129V128H21ZM29 129V128H28ZM39 129V128H38ZM81 129V128H80ZM85 129V128H84ZM167 129V128H166ZM180 129V128H179ZM178 129V130H179ZM234 129V128H233ZM261 129V130H260ZM4 130V129H3ZM24 130H25V128H24ZM162 130V129H161ZM160 130V131H161ZM170 129H168V130H166V131H169ZM181 130V129H180ZM183 130V129H182ZM195 133H193L194 135H198L199 134V136L200 135H202V134H200L203 130H204V127L202 126V125H196V126H194L193 127V129H192ZM191 130V131H192ZM206 130V129H205ZM204 130V131H205ZM209 130V129H208ZM26 131V130H25ZM30 131V130H29ZM84 131V130H83ZM87 131V130H86ZM163 131V130H162ZM231 131V130H230ZM233 131H231V132H233ZM11 132V131H10ZM33 132V131H32ZM37 132V131H36ZM185 132V131H184ZM254 134H252V133ZM12 133V132H11ZM80 133V132H79ZM86 133V132H85ZM89 132H87V134H88ZM164 133H165V131H164ZM167 133V132H166ZM172 133V132H171ZM181 133H182V131H181ZM261 133H257L258 135L260 134V135H262ZM78 134V133H77ZM82 134H83V132H82ZM152 134H154V133H152ZM211 134V133H210ZM214 134V133H213ZM248 134V133H247ZM79 135H81V134H79ZM186 135V134H185ZM187 135H189L190 136V134L188 133ZM193 135V136H194ZM212 135V134H211ZM259 135V136H260ZM120 136V135H119ZM122 137H123V135H121ZM172 136V135H171ZM192 136V137H193ZM217 136V135H216ZM43 137V136H42ZM87 137H89V136H87ZM127 137V136H126ZM191 137V136H190ZM189 137V138H190ZM196 137H198V136H195V138ZM218 137V136H217ZM217 137H215V135L214 136H211V137H209L207 140L205 139V141H206V146L208 147V148H210V149H208L209 150V153H211L210 151L211 150H214L215 148H217V142H219V137L217 138ZM235 137V138H236ZM263 138H264V136H262ZM77 138H78V136H77ZM85 138V135H84V137H83V139ZM158 138V139H157ZM157 145H156V147H152V149H149V151H145L144 149H142L141 147H139L138 146V144H136V142H133V141H130L129 139L127 140V138L125 139V138H123L122 140H120V146H119V148H117V147H115L114 145L112 146V144H113V142H111L110 144H111V146H109V144H106V145H108V150L110 151V154H111V162H110V164H111V167L112 168H114V170L115 171H119L120 170V172L122 171L123 172V167L124 166H126L127 167V172H129L130 170H132V171H134V173H132V174H137L138 176H136V179H138L139 177H140V179L142 178L143 179V182H144V186L150 181V177L148 176V174L149 173H147V169L148 168H152V169H157V171L158 170H160V168H159V166L161 165V163L162 162H160V158H162V157H164V158H167L168 156H167V153H168V151L170 152V156H174L173 158H176V156H178V155H176L177 153H175L174 151L173 152H171L172 150L168 147V145H170L169 143L171 142H169L168 143V139H169V136L168 135H159L158 134V136H157ZM262 138V139H263ZM28 139V138H27ZM35 139V138H34ZM83 139H80L81 140V142H82V144L83 143H88V142H90L89 140H90V138H89V140L87 139V138H85L84 140ZM104 139V138H103ZM120 139H121V137H120ZM131 139V138H130ZM151 139V138H150ZM179 139V138H178ZM177 139V140H178ZM250 139V138H249ZM39 140V139H38ZM132 140V139H131ZM170 140V139H169ZM175 140V139H174ZM182 140V139H181ZM186 141L188 140V139H185ZM177 141L178 142V144H176L177 142H175V144H174V146L175 145H177L176 146V150H178V149H180V148H182L183 146H184V144H186V141ZM195 139L193 138V141H194ZM236 140H238V139H236ZM247 140V139H246ZM251 140V139H250ZM250 140H248L247 141V143H248V145L249 146H251L250 144H249V142H250ZM118 141V140H117ZM135 141V140H134ZM193 141H190V142H193ZM205 141H203L204 143H205ZM239 141V140H238ZM237 141V142H238ZM31 142V141H30ZM46 142V141H45ZM105 142V141H104ZM184 142V143H183ZM236 142V143H237ZM245 142V141H244ZM35 143V142H34ZM91 143V142H90ZM109 143V142H108ZM150 143V142H149ZM187 143H189V142H187ZM235 143V142H234ZM246 143V144H247ZM251 144H252V142H250ZM255 143V142H254ZM253 143V144H254ZM38 144V143H37ZM93 144V143H92ZM91 144V145H92ZM95 144V143H94ZM114 144H116V143H114ZM172 144V143H171ZM216 144V145H215ZM16 145V144H15ZM89 145V144H88ZM104 145V144H103ZM117 145V144H116ZM147 145V144H146ZM235 145V144H234ZM13 146V145H12ZM95 146V145H94ZM105 146V145H104ZM103 146V147H104ZM215 146V147H214ZM232 146H233V144H232ZM255 146V145H254ZM171 147H172V145H171ZM190 147V146H189ZM214 149H213V148ZM257 147V146H256ZM259 147V146H258ZM9 148V147H8ZM35 148V147H34ZM106 149H107V146L105 147ZM168 148V149H167ZM175 148V147H174ZM185 148V147H184ZM188 148V147H187ZM193 148V147H192ZM243 148H245V147H243ZM248 148V147H247ZM259 148H261L262 150H264V148H263V146L262 147H259ZM13 149V148H12ZM94 149V148H93ZM8 150V149H7ZM168 150V151H167ZM171 150V151H170ZM175 150V151H176ZM183 150V149H182ZM186 150V149H185ZM247 150V149H246ZM253 150V149H252ZM251 150V151H252ZM255 150V149H254ZM261 150V151H262ZM179 151V150H178ZM178 151H176V152H178ZM194 151V150H193ZM195 151H197V152H195ZM195 151H194V154H193V152H192V156L190 157V156H188L190 159H188L187 158V160L182 164L183 166H181L182 168V172H179L180 171V169H179V171H178V169H177V171L176 172H178V174H177V177H178V175H179V178H178V180L180 179V180H182V181H180V182H184L183 180H185L188 184V186L190 187V189H191V192L190 193H192L193 191V189L191 188V187H195V185H197V183H198V180H197V177H199L200 175H202V177L203 178H201V180H202V182H203V180H204V182H203V186H208V184H207V182H209V180H211V179H213V178H216V180H217V176L219 175H217V173L218 172H216V170H215V168L212 166V168H210L209 166H208V161L205 159V157L204 156H202V153H201V151L199 150L198 151V148L197 149H195ZM4 152V151H3ZM2 152V153H3ZM181 152H183V151H181ZM200 152V153H199ZM213 152V151H212ZM241 152V151H240ZM243 152H244V150H243ZM9 153V152H8ZM102 153H104L103 152V149L101 148V149H99V150H97L96 152H95V154H94V156H93V158L92 159H88V164H89V167H91L90 168V171H91V169H92V167H93V169H92V171L94 172L95 170H96V164H97V161L99 162L100 161V159H101V154ZM264 153V152H263ZM11 154V153H10ZM41 154V153H40ZM212 154V153H211ZM248 154H249V152H248ZM42 155V154H41ZM163 155V156H162ZM191 155V154H190ZM238 156L240 155L239 153L237 154ZM17 156V155H16ZM15 156V157H16ZM23 156V155H22ZM165 156H167V157H165ZM227 156V155H226ZM225 156V157H226ZM238 156L236 157L237 159H239L238 158ZM243 156V154L240 156V157H242ZM24 157V156H23ZM127 157H128V159L130 160L129 161V165L126 163V159H127ZM244 157H245V155H244ZM250 157V156H249ZM254 157V156H253ZM253 157H251L252 159L251 160H253ZM5 158H6V155H5ZM26 158V157H25ZM246 158H248V157H246ZM12 159V158H11ZM14 159V158H13ZM32 159V158H31ZM127 159V160H128ZM172 159V158H171ZM244 159V158H243ZM249 159V158H248ZM247 159V161H249ZM257 159V158H256ZM226 160V159H225ZM234 160H236V159H234ZM240 160V159H239ZM257 160H260V159H257ZM25 161V160H24ZM23 161V159H21L20 157H18V158H15L14 160H13V163H12V166H11V164H10V170L9 171H7V172H9V174L11 175V176H13V177H17L16 179L14 178V180L16 181V180H18V179H20V178H26V175H28L25 171H23L22 172V170H21V168H22V166H24V165H30V167H28L27 169H29V168H40L41 170H39L38 171V173H40V175H38L39 176V179H35V180H33L35 177H33V179L30 177V179L31 180H29V183H30V185L32 186V188L33 189H38V190H40V192L42 193V194H44V196L46 195V196H48V195H51V197L52 196H54V197H56V196H59L60 198H62L63 197V195L61 196L60 195V192L61 193H63L64 195H67V194H65V193H70V192H72V191H69V188L70 189H72V187L74 188V186L73 185H69V184H71V183H69V182H71V180L70 181H68V180H66V179H64V178H60L59 176H58V178H55V177H53L54 176V174H52L53 173V171H51V172H48L46 169V167L44 168V166H42V164H41V166H37V164H38V162H36V163H34V162H31V163H28V161H27V163L26 162H24ZM44 161V160H43ZM42 161V162H43ZM237 161V160H236ZM235 161V162H236ZM245 161V160H244ZM260 161H262V160H260ZM24 162V163H23ZM45 162V161H44ZM43 162V163H44ZM92 164H91V163ZM169 162L171 163V161L169 160ZM169 162H167V161H165V163H169ZM173 162H174V160H173ZM183 162V161H182ZM198 162V163H197ZM238 162V161H237ZM250 162V161H249ZM252 162H254V160L252 161ZM262 162H264V161H262ZM24 164V165H23ZM163 164V163H162ZM236 164V163H235ZM249 164V163H248ZM252 164V163H251ZM8 165V164H7ZM33 165V167H31ZM39 165V164H38ZM44 165V164H43ZM167 165V164H166ZM181 165V164H180ZM250 165V164H249ZM257 165V164H256ZM255 165V166H256ZM260 165V164H259ZM258 165V166H259ZM263 165H264V163H263ZM262 165V167L261 168H264V166ZM47 166V165H46ZM230 166V165H229ZM228 166V167H229ZM261 166V165H260ZM125 167V168H126ZM248 167V166H247ZM257 167V166H256ZM231 168V167H230ZM241 168V167H240ZM252 168V167H251ZM259 168V167H258ZM95 169V170H94ZM130 169V170H129ZM175 169V170H176ZM195 170L196 172H197V177H196V175L193 177V176H191V175H189V173H188V170L189 171H191V170ZM7 170V169H6ZM23 170H24V168H23ZM26 170V169H25ZM35 170H37V169H35ZM126 170V169H125ZM174 170V171H175ZM194 170H193V172H194ZM259 170V169H258ZM257 170V171H258ZM2 171V170H1ZM89 171V172H90ZM228 171H230L229 169H228ZM245 171H246V168H245ZM249 171V170H248ZM261 171V170H260ZM262 171H263V169H262ZM31 172H33V171H31ZM30 172V173H31ZM88 172V173H89ZM111 176H112V174H113V170H111ZM125 172V171H124ZM125 173V174H127V176H125V177H128V173ZM131 172V171H130ZM159 172V171H158ZM186 172V173H185ZM241 172V171H240ZM250 172V171H249ZM35 173V172H34ZM56 173V172H55ZM154 173H155V171H154ZM183 173H185L184 175H183ZM229 173V172H228ZM227 172H225V174L226 175H229ZM246 173H247V171H246ZM252 173V172H251ZM57 174V173H56ZM130 174V173H129ZM156 174H157V172H156ZM174 174H176L175 172H173V177H174ZM250 174V173H249ZM259 174H261V173H259ZM259 174H257V175H259ZM263 174V173H262ZM22 175V176H21ZM92 175V174H91ZM91 175H89V176H91ZM131 175V174H130ZM129 175V176H130ZM225 175V176H226ZM232 175V174H231ZM234 175V174H233ZM246 175V174H245ZM252 175V174H251ZM264 175V174H263ZM262 175V176H263ZM11 176H9V177H11ZM36 176H37V174H36ZM93 176V175H92ZM181 176V177H180ZM224 176V175H223ZM230 176V175H229ZM237 176V175H236ZM253 177L255 176L254 174L252 175ZM19 177V178H18ZM114 177V176H113ZM134 177V176H133ZM132 177V178H133ZM239 177V176H238ZM248 177H251V176H248ZM256 177V176H255ZM29 178V177H28ZM132 178H131V180H132ZM153 178H154V176H153ZM174 178H176V176L174 177ZM229 178V177H228ZM234 178H235V176H234ZM3 179V178H2ZM1 179V180H2ZM112 179V178H111ZM169 179L170 178H168V181H169ZM223 179H225V178H223ZM223 179L221 180L222 182H220V185L221 186H226L228 183H229V179L228 180H226L227 179V177H226V181H228V183L226 182V181H224V183L226 184H224L223 183ZM254 179H256V178H254ZM23 180H27V179H23ZM33 180V181H32ZM55 180V181H54ZM127 180V179H126ZM201 180L199 181V183H198V185L197 186H200L201 185ZM220 180V179H219ZM218 180V181H219ZM234 180V179H233ZM237 180V179H236ZM240 180V179H239ZM137 180H135V182H136ZM172 181V180H171ZM217 181V182H218ZM244 181V180H243ZM242 181V182H243ZM246 181V180H245ZM245 181H244V184H245ZM250 181V180H249ZM2 182V181H1ZM11 182H13V180L11 181ZM18 182V181H17ZM23 182V181H22ZM129 182V181H128ZM180 182H178V183H180ZM231 182H234V181H231ZM241 182V181H240ZM5 183V182H4ZM125 183V182H124ZM237 183V182H236ZM239 183V182H238ZM1 184V183H0ZM139 184V183H138ZM182 184V183H181ZM211 184V183H210ZM223 184V185H222ZM242 183H239V185H241ZM247 184H249V182L247 181ZM253 184V183H252ZM263 184V183H262ZM29 185V186H30ZM128 185H129V183H128ZM148 185V184H147ZM146 185V186H147ZM176 185V184H175ZM183 185L184 184H182V187H183ZM231 185V184H230ZM10 186V185H9ZM70 186V187H69ZM130 186V185H129ZM135 186V185H134ZM206 186V187H207ZM218 186H219V184H218ZM228 186V185H227ZM233 186V185H232ZM242 186H243V184H242ZM247 187H249L248 185H246ZM250 186H251V182H250ZM253 186H255V185H253ZM257 186V185H256ZM256 186L254 187V188H256ZM263 186V185H262ZM56 187H58V188H60V189H63V190H65L66 189V191H62V190H60V192L59 191H56L55 189H56ZM141 187V186H140ZM229 187V186H228ZM235 187H238V186H236L235 185ZM247 187H245V189H244V187L241 189V188H239V189H235L236 191L238 190V193H239V198H237V195H238V193H237V195L235 194L234 195V193H230L229 191H230V189L229 188H225V190L226 189H229L228 191L226 190V192H228L227 194L229 195V194H231L230 196H229V199H228V202H227V208L228 207H230V213H232V212H234V214L233 215H240V214H242V213H244L245 211H247V210H253V209H255V210H260V208H261V204L260 205H257L256 203H258L259 204V202H256V200L259 198V196H258V198L256 197L255 199L256 200H253V202H252V200H251V196H250V194H252L253 193V191H255L254 190V188H251L252 189V191H251V189H250V187L249 188H247ZM58 188H57V190H58ZM196 188V187H195ZM198 188V187H197ZM214 188H215V186H214ZM220 189H222L223 187H219ZM233 188H234V186H233ZM258 188V187H257ZM260 188L261 189H264V186L263 187H261L260 186ZM8 189V188H7ZM6 188H4L3 186H0V215L1 216H4V217H6L7 219H10V220H16V221H23V222H26V224H29V227H35V230L37 231V229L36 228H38L42 223L44 224V222L45 221H47L50 217H49V213L51 212V209L50 208H48L49 210H50V212L49 213H46L47 215H45V216H43V212L41 211V209H42V207H40L39 205H34V207H32V208H30V207H25L24 208V210L23 209H21V208H19V207H21V206H19L18 207V205H17V203L15 204V202H14V204L15 205H13V204H10V203H12L11 201H10V199H12L11 197H16V195H17V197H18V195L19 196H23V195H27V193L26 194H20V193H18V191H19V189L17 188V190L15 189V192H13V190L14 189H10L9 191L7 190ZM32 189V190H33ZM116 189V188H115ZM121 189V188H120ZM135 189H137V188H135ZM145 189V188H144ZM189 189V190H190ZM206 189V188H205ZM205 189H203V190H205ZM211 189V188H210ZM232 189V188H231ZM244 189V190H243ZM249 189V190H248ZM260 189V190H261ZM28 190V189H27ZM31 189L30 190H28V191H32ZM73 190V189H72ZM188 190V191H189ZM202 190V189H201ZM207 190H208V188H207ZM259 190V192H261L262 193V191H260ZM8 191V192H7ZM34 191V190H33ZM136 191V190H135ZM206 191V190H205ZM213 191V190H212ZM250 191V192H249ZM256 191H258V189L256 190ZM255 191V192H256ZM17 192V193H16ZM74 192H75V190H74ZM73 192V193H74ZM126 192V191H125ZM235 192V191H234ZM254 192V193H255ZM259 192H257V193H259ZM91 193V192H90ZM127 193V192H126ZM196 193V192H195ZM206 193V192H205ZM205 193H204V191H203V193H200L199 194V196H198V193H196L195 195V197H197L198 198V201H200L203 197H204V195H205ZM253 193V194H254ZM257 193L256 194H254V195H257ZM98 194V193H97ZM122 194V193H121ZM193 194V193H192ZM226 194V193H225ZM226 194V195H227ZM241 194V195H240ZM10 195V196H9ZM41 195V194H40ZM69 195V194H68ZM87 195V194H86ZM91 195V196H90ZM89 195V198H92V201H90L89 200V198L87 199L88 200V202L90 201V207H86V208H90L91 209V211H90V209H89V211L91 212V213H95V215L96 216H102L101 217V219L102 218H104L105 216H103L104 215V212H105V209L106 208H104V207H102L101 205H106L107 206V204H108V202H107V204H106V202L105 203H102V204H100L99 205V203H98V201L99 200H97V199H94L93 200V197L95 196H93V194H90ZM160 195V194H159ZM177 195V194H176ZM194 195V194H193ZM193 195H192V198H193ZM214 195V194H213ZM70 196V195H69ZM68 196V197H69ZM93 196V197H92ZM103 196V195H102ZM128 196V195H127ZM133 196H134V194H133ZM156 196H157V194H156ZM168 196V195H167ZM25 197V196H24ZM49 197V196H48ZM88 197V196H87ZM96 198H97V196H95ZM94 197V198H95ZM130 198H132V199H134L133 197H132V194H131V196H129ZM135 197V196H134ZM190 197V196H189ZM207 197H208V195H207ZM206 197V198H207ZM211 197V196H210ZM255 197V196H254ZM253 197V198H254ZM22 198V197H21ZM76 198V197H75ZM82 198H84V197H82ZM100 198V197H99ZM151 198V197H150ZM179 198V197H178ZM212 198V197H211ZM227 198V197H226ZM13 199H15V198H13ZM18 199V198H17ZM38 199H41V198H38ZM159 199V198H158ZM168 199V198H167ZM171 199H173V198H171ZM85 200V199H84ZM86 200V201H87ZM96 200V201H95ZM101 200H102V198H101ZM106 200V199H105ZM212 200V199H211ZM210 200V201H211ZM220 200H222L221 198H220ZM258 200H261V199H258ZM10 201V203H8ZM17 201V200H16ZM83 201V200H82ZM81 201V202H82ZM85 201V202H86ZM160 201V200H159ZM178 201V200H177ZM177 201H175V202H177ZM204 201V200H203ZM202 200H201V202H203ZM227 201V200H226ZM37 202V201H36ZM55 202V201H54ZM100 203H101V201H99ZM102 202H104L103 200H102ZM256 202V203H255ZM87 203V202H86ZM260 203H262V201L260 202ZM264 203V202H263ZM35 204V203H34ZM37 204H38V202H37ZM85 204V203H84ZM123 204H124V201H123ZM128 204V203H127ZM169 204H171V203H169ZM176 204H178V203H176ZM196 204V203H195ZM199 204V203H198ZM208 204V203H207ZM48 205V204H47ZM82 205V204H81ZM89 205V204H88ZM87 205V206H88ZM110 205H111V203H110ZM109 204H108V206H110ZM125 205H126V203H125ZM158 205V204H157ZM179 205V204H178ZM182 205V204H181ZM190 205V204H189ZM209 205V204H208ZM37 206H39V208L37 207ZM50 206V205H49ZM83 206V205H82ZM85 206V205H84ZM105 206V207H106ZM108 206H107V208H108ZM171 206V205H170ZM176 206V205H175ZM221 206V205H220ZM245 206V207H244ZM79 207V206H78ZM139 207V206H138ZM164 207V206H163ZM166 207H167V205H166ZM179 207H180V205H179ZM206 207H208V206H206ZM223 207V206H222ZM23 208V207H22ZM178 208V207H177ZM181 208V207H180ZM193 208V207H192ZM191 209V208H190ZM205 209H207V208H205ZM219 209H220V207H219ZM222 209V208H221ZM81 210V209H80ZM83 210V209H82ZM81 210V211H82ZM86 210H88V209H86ZM119 210V209H118ZM142 210V209H141ZM177 210H179V209H177ZM204 210V209H203ZM227 210H229V209H227ZM226 210V211H227ZM88 211V212H89ZM146 211V210H145ZM150 211H152V210H150ZM183 211V210H182ZM190 211V210H189ZM225 211V212H226ZM53 212V211H52ZM57 212V211H56ZM147 212V211H146ZM145 212V213H146ZM153 212V211H152ZM181 212V211H180ZM224 212V213H225ZM82 213V212H81ZM183 213H185V212H183ZM217 213V212H216ZM227 213V212H226ZM141 214V213H140ZM204 214H206V213H204ZM219 214H220V212L218 213V216H219ZM90 215V213H88V216ZM92 215V214H91ZM143 215V213L141 214V216ZM228 215H229V213H228ZM52 216V215H51ZM62 216V215H61ZM93 216V215H92ZM146 216V215H145ZM150 216V215H149ZM204 216V215H203ZM214 216V215H213ZM223 216H227V214L226 215H224L223 214ZM222 216V217H223ZM231 216V215H230ZM230 216H228L229 218V220H230ZM152 217V216H151ZM208 217L209 216H207V215H205L204 217H203V219L205 220V222L206 221H208ZM220 217H221V215H220ZM220 217L218 218L219 220H220ZM233 217V216H232ZM92 218V217H91ZM100 218V217H99ZM145 218V217H144ZM177 218V217H176ZM210 218V217H209ZM226 218V217H225ZM3 219H5V218H3ZM87 219H89V218H87ZM95 219V218H94ZM153 219V218H152ZM103 220V219H102ZM146 220V219H145ZM225 220V219H224ZM224 220H222V222H224V225L225 224H227ZM228 220V221H229ZM231 220H233L232 218H231ZM230 220V221H231ZM7 221V220H6ZM16 221H14V222H16ZM50 221V220H49ZM92 221H94V220H92ZM104 221V220H103ZM147 221V220H146ZM153 221V220H152ZM183 221V220H182ZM212 221V220H211ZM215 221V220H214ZM214 221H212L213 222V224H214ZM227 221V220H226ZM229 221V222H230ZM53 222V221H52ZM96 222H98L97 221V219H96ZM217 222H219L220 223V221H217ZM228 222V223H229ZM19 223V222H18ZM95 223V222H94ZM135 223V222H134ZM216 223V222H215ZM231 223V222H230ZM229 223V224H230ZM232 223H233V221H232ZM231 223V224H232ZM59 224H60V222H59ZM137 224V223H136ZM151 224V223H150ZM18 225V224H17ZM45 225H47V224H45ZM50 225V224H49ZM85 225V224H84ZM202 225V224H201ZM222 225V224H221ZM233 225H235V224H233ZM239 225H240V223H239ZM44 226V225H43ZM43 226H40L41 228L43 227ZM63 226V225H62ZM70 226V225H69ZM89 227H90V225H88ZM86 227V228H89V227ZM140 226V225H139ZM176 226V225H175ZM208 226V225H207ZM19 227V226H18ZM40 227H39V229H40ZM155 227V226H154ZM196 227V226H195ZM211 227H213V226H211ZM216 227V226H215ZM221 227V226H220ZM227 227V228H226ZM230 227H232V225H230ZM229 227V225L227 224V226L225 225V228H226V230L225 231H228L229 229H231ZM15 228V227H14ZM44 228H47V227H44ZM86 228H83V229H86ZM177 228V227H176ZM8 229V228H7ZM136 229V228H135ZM201 229V228H200ZM207 229V228H206ZM42 230V229H41ZM46 230V229H45ZM195 230V229H194ZM221 230V229H220ZM12 231V230H11ZM35 231V232H36ZM43 232H44V230H42ZM41 231V233H43ZM50 231V230H49ZM49 231H48V233H49ZM67 231H69V230H67ZM135 231V230H134ZM204 231V230H203ZM216 231V230H215ZM18 232V231H17ZM23 232V231H22ZM46 233H47V231H45ZM66 232V231H65ZM88 232V231H87ZM162 232V231H161ZM160 232V233H161ZM207 232V231H206ZM26 233V232H25ZM39 233V232H38ZM40 233V234H41ZM68 233V232H67ZM84 233H85V231H84ZM192 233H193V231H192ZM204 232H202V234H203ZM216 233V232H215ZM50 234V233H49ZM87 234V233H86ZM142 234V233H141ZM198 234V233H197ZM200 234H201V232H200ZM199 234V235H200ZM246 234V233H245ZM43 235H45V237H46V239H47V237H48V235L46 236V234H44L43 233ZM67 235V234H66ZM191 235V234H190ZM195 235V234H194ZM6 236V235H5ZM84 236V235H83ZM91 236V235H90ZM137 236V235H136ZM135 236V237H136ZM43 237V236H42ZM59 237V236H58ZM88 237V236H87ZM174 237V236H173ZM31 238V237H30ZM49 238V237H48ZM133 238V237H132ZM132 238H130V240L132 239ZM197 238V237H196ZM86 239V238H85ZM193 239V238H192ZM256 239H258V238H256ZM20 240V239H19ZM88 240V239H87ZM128 240V239H127ZM133 240V239H132ZM164 240V239H163ZM170 240V239H169ZM196 240V239H195ZM259 240V239H258ZM80 241V240H79ZM174 241V240H173ZM27 242V241H26ZM66 242V241H65ZM136 242H139V241H136ZM163 242V241H162ZM195 242H197V241H195ZM252 242V241H251ZM256 242H257V240L256 241H254L253 242V246H252V248H251V246H250V248H251V250L254 248V246H257V245H254V244H256ZM262 243V242H261ZM104 244V243H103ZM143 244V243H142ZM188 244V243H187ZM251 244V243H250ZM259 244V243H258ZM263 244V243H262ZM262 244H259L257 247L260 249V257L257 259V261L254 263V264H258L257 262L260 260V258H262L263 257V260H264V244L262 245ZM102 245V244H101ZM108 245V244H107ZM132 245V244H131ZM166 245V244H165ZM252 245V244H251ZM134 246V245H133ZM179 246V245H178ZM181 246V245H180ZM248 246V245H247ZM3 247V246H2ZM177 247V246H176ZM189 247V246H188ZM6 248V247H5ZM144 248V247H143ZM175 248V247H174ZM256 248V247H255ZM254 248V249H255ZM113 249V248H112ZM138 249H139V247H138ZM141 249V248H140ZM163 249V248H162ZM171 249V248H170ZM1 250H2V248H1ZM96 250V249H95ZM249 250V249H248ZM249 251V252H252V251ZM102 251V250H101ZM185 251V250H184ZM191 251V250H190ZM96 252V251H95ZM105 253V252H104ZM158 253V252H157ZM178 253V252H177ZM181 253V252H180ZM189 253V252H188ZM190 253H192V252H190ZM244 253V252H243ZM93 254V253H92ZM166 254H167V252H166ZM91 255V254H90ZM144 255V254H143ZM151 255V254H150ZM163 255V254H162ZM243 255V254H242ZM245 255V254H244ZM248 255V254H247ZM246 255V256H247ZM178 256V255H177ZM249 256V255H248ZM149 257V256H148ZM230 257V256H229ZM245 257V256H244ZM146 258V257H145ZM160 258V257H159ZM158 258V259H159ZM241 258V257H240ZM243 258V257H242ZM247 259V258H246ZM245 259V260H246ZM86 260V259H85ZM243 260H244V258H243ZM90 261V260H89ZM88 261V262H89ZM92 261V260H91ZM155 261V260H154ZM184 260H182V262H183ZM238 261V260H237ZM241 261V260H240ZM174 262V261H173ZM136 263V262H135ZM149 263V262H148ZM94 264V263H93ZM164 264V263H163ZM244 264H247L246 263V261H244ZM248 264H251V263H248Z\"/></svg>", "mask_w": 264, "mask_h": 264}]
</instances>
